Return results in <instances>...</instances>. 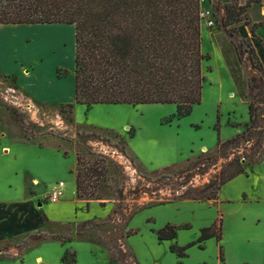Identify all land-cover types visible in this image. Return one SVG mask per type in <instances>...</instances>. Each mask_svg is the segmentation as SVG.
I'll return each instance as SVG.
<instances>
[{
    "label": "rangeland",
    "instance_id": "374dc122",
    "mask_svg": "<svg viewBox=\"0 0 264 264\" xmlns=\"http://www.w3.org/2000/svg\"><path fill=\"white\" fill-rule=\"evenodd\" d=\"M227 2L201 1L202 51L210 59L204 64L202 103L181 119L176 116L175 104L39 105L29 98L31 94L38 100L34 94L19 91L21 87L26 89L27 83L20 84L18 77L0 73V200H19L42 192L40 201L59 182H64L69 192L74 187L77 157L93 162L101 154L108 158V172L93 179L95 196L100 200L92 201L115 206V214L106 220L50 223L43 232H34L60 240L27 242V236L0 241V264H62L68 248L77 253L78 264H136L125 243L128 221L135 212L145 206L191 199L195 190L215 199L222 179L236 166H230L232 160L237 158L247 172L264 158V71H259L264 63L258 55L244 51L253 40L251 26L244 27L238 38V42H244L242 60H238L224 28ZM247 14L253 23L264 22V5L252 6ZM240 26L243 23L231 27ZM22 30L15 34L14 41L23 40L29 30L37 42L25 48L21 46L24 44L14 45L18 64L6 58V67L18 70L23 64L29 73L32 67L27 63L37 55L44 59V68L56 72L58 79L74 75L71 33L62 31L58 37L47 30ZM15 86L23 97L9 91ZM249 102L258 109L262 135L229 150L227 157L219 155V141L242 134L250 124ZM25 133L33 138L27 139ZM126 150L141 157L151 175L139 172ZM91 243L101 250H95Z\"/></svg>",
    "mask_w": 264,
    "mask_h": 264
},
{
    "label": "trees",
    "instance_id": "16d2710c",
    "mask_svg": "<svg viewBox=\"0 0 264 264\" xmlns=\"http://www.w3.org/2000/svg\"><path fill=\"white\" fill-rule=\"evenodd\" d=\"M202 0H0V25H72L75 27V102L94 105H152L175 104L181 119L202 103L206 81L204 64L210 59L202 51ZM264 0H238L225 4L224 28L241 62L244 42L241 31L251 26V43L244 51L258 55L264 63V40L257 29L264 22L253 23L247 10ZM243 23L239 28L233 24ZM264 71V65L259 69ZM62 72L59 69L58 73ZM73 108V104L66 105ZM249 125L236 137L219 141L217 153L229 156V150L239 149L262 135L258 109L249 102ZM260 129V130H259ZM27 139L33 136L25 133ZM257 154L261 144L258 143ZM93 162L77 157V197L89 203L100 200L95 196L94 178L108 172L106 156ZM232 160L235 168L228 172L218 186L246 173L244 166ZM214 196L195 190L192 200L209 201ZM101 206H105L103 203ZM148 207V206H145ZM144 207V208H145ZM143 209V208H142ZM133 215L137 214L139 211ZM120 217H123L119 213ZM133 215L129 218L133 217ZM128 221V222H129ZM223 220L204 229L200 240L216 236L221 239ZM129 230L127 237L135 234ZM160 239H173L176 230L167 226L159 232ZM60 240L44 233L29 236L27 242ZM65 242L66 239H63ZM174 249V248H173ZM223 260V247L220 246ZM180 255L182 253H179ZM62 264H77L75 251L66 249Z\"/></svg>",
    "mask_w": 264,
    "mask_h": 264
},
{
    "label": "crops",
    "instance_id": "0c3cea01",
    "mask_svg": "<svg viewBox=\"0 0 264 264\" xmlns=\"http://www.w3.org/2000/svg\"><path fill=\"white\" fill-rule=\"evenodd\" d=\"M247 1L238 0L241 5ZM261 5L264 3L253 6L262 7ZM22 29L38 32L47 30L48 34L57 33L58 37L62 31L71 33L70 54L74 59L75 27L0 25V73L18 77L20 84L27 83L26 89L21 87L19 91L24 95H27L26 91L34 94L38 100L31 94L29 98L39 105L59 108L75 103L74 75L58 79L56 72L52 74L44 68L42 56L34 55L29 59L27 65L32 67L29 73L24 71L23 64L19 65L18 70L6 67V58L12 60L11 63L18 64L14 45L18 44L19 47L24 44L21 46L25 48L26 45L37 42V37L29 30L23 40L19 38L14 41L15 34L22 32ZM257 35L264 40V26L257 29ZM16 86L19 87V84ZM126 155L139 172L151 175L141 157L130 154L128 150ZM74 175V187L69 192L64 191L58 202L43 201L47 199L51 189L47 190V196L43 195L40 201L38 196L41 197L42 192L38 195L28 194L19 200H0V241L43 232L50 223L83 224L106 220L115 214L113 203L101 206L98 201L87 203L79 199L76 193V173ZM220 218L223 220L220 241L216 236L200 240L202 231L211 228ZM167 226L175 228L176 237L160 239L159 232ZM128 229L136 232L125 239L136 264H264V158L245 174L222 185L215 199L205 202L184 199L145 207L133 215ZM91 244L95 250H101L97 245ZM220 246L223 247V260L220 257Z\"/></svg>",
    "mask_w": 264,
    "mask_h": 264
},
{
    "label": "built area",
    "instance_id": "2783aa9c",
    "mask_svg": "<svg viewBox=\"0 0 264 264\" xmlns=\"http://www.w3.org/2000/svg\"><path fill=\"white\" fill-rule=\"evenodd\" d=\"M9 91H11V93H17V95L20 93L16 86L14 88H9ZM20 95L23 97L21 93L19 94V96ZM64 191H65V183L59 182L53 188H51L50 193L47 196V200L49 202H58L63 197Z\"/></svg>",
    "mask_w": 264,
    "mask_h": 264
}]
</instances>
